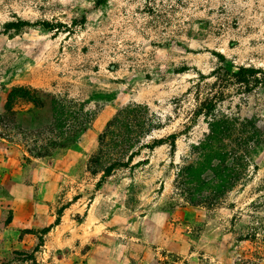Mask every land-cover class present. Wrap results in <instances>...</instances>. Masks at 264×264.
I'll use <instances>...</instances> for the list:
<instances>
[{
    "label": "rangeland",
    "instance_id": "rangeland-1",
    "mask_svg": "<svg viewBox=\"0 0 264 264\" xmlns=\"http://www.w3.org/2000/svg\"><path fill=\"white\" fill-rule=\"evenodd\" d=\"M15 86L97 117L74 146L41 156L49 113L24 101L6 113ZM129 104L146 105L157 128L97 187L88 161ZM220 113L264 132V0H0V264H85L95 242L98 264H264V143L217 204L193 205L176 187ZM20 186L41 196L38 214L25 215Z\"/></svg>",
    "mask_w": 264,
    "mask_h": 264
},
{
    "label": "trees",
    "instance_id": "trees-1",
    "mask_svg": "<svg viewBox=\"0 0 264 264\" xmlns=\"http://www.w3.org/2000/svg\"><path fill=\"white\" fill-rule=\"evenodd\" d=\"M27 25L19 22L16 26ZM239 72L256 73L246 68H240ZM18 101L31 103L35 109H47L48 122L37 133H47L48 143L33 149L47 157L74 146L98 114L84 102L26 86L10 88L5 112H12ZM207 118V132L191 146V160L177 169L175 183L191 204L212 206L246 180L250 151L264 143V132L253 121L236 116L220 113ZM156 128L146 105L129 104L119 109L99 135L98 149L88 161L89 171L101 174L96 186L100 187L115 170L132 164L138 156L136 147L142 146V139ZM162 144L155 142V146ZM171 145L174 146V141Z\"/></svg>",
    "mask_w": 264,
    "mask_h": 264
},
{
    "label": "crops",
    "instance_id": "crops-1",
    "mask_svg": "<svg viewBox=\"0 0 264 264\" xmlns=\"http://www.w3.org/2000/svg\"><path fill=\"white\" fill-rule=\"evenodd\" d=\"M70 152H68L64 158L60 159L62 162L61 164L68 169L73 167L76 159V156L71 154ZM15 196L21 199V203L24 206L23 211L25 215H28L30 212L37 214L38 212H40V208L42 206L41 205L42 199H40L41 196L38 194V192H36L34 187H29V186L17 187ZM89 218H90L89 210H86L81 225L86 224ZM88 253L89 255L86 254L87 260L85 264H98V242L94 243V248H92Z\"/></svg>",
    "mask_w": 264,
    "mask_h": 264
}]
</instances>
